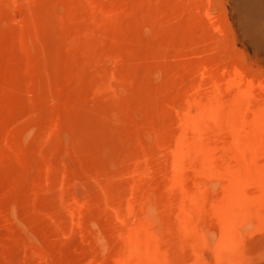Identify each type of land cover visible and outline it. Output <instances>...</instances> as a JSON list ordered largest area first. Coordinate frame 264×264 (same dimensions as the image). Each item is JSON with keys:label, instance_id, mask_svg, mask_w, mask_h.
<instances>
[{"label": "rangeland", "instance_id": "374dc122", "mask_svg": "<svg viewBox=\"0 0 264 264\" xmlns=\"http://www.w3.org/2000/svg\"><path fill=\"white\" fill-rule=\"evenodd\" d=\"M0 54V264H264V0H0ZM122 56L129 84L158 103L153 122L143 111L114 120L89 100L99 79L129 94ZM138 124L157 132L147 159L122 136ZM197 125L200 149L229 167L176 164L168 141L190 147L183 132ZM122 152L135 164L124 172ZM149 198L160 200L153 225Z\"/></svg>", "mask_w": 264, "mask_h": 264}, {"label": "bare ground", "instance_id": "6f19581e", "mask_svg": "<svg viewBox=\"0 0 264 264\" xmlns=\"http://www.w3.org/2000/svg\"><path fill=\"white\" fill-rule=\"evenodd\" d=\"M82 28V27H81ZM121 37V36H120ZM124 37V36H123ZM126 40V39H125ZM128 40V39H127ZM119 41V40H118ZM121 41V40H120ZM123 41V40H122ZM132 39H131V43H130V45L131 44H133L134 45V43H132ZM136 41V40H135ZM134 41V42H135ZM130 41H127L126 42V44H128ZM121 43H119V45H120ZM125 44V43H124ZM135 44H136V42H135ZM132 45V46H133ZM135 46V45H134ZM133 46V47H134ZM121 47V46H120ZM130 48V47H129ZM123 49H124V47H123ZM127 49H128V47H127ZM131 49V48H130ZM126 50V49H125ZM132 50V49H131ZM134 50V49H133ZM115 52V51H114ZM114 52H112V53H114ZM123 52V51H122ZM121 52V53H122ZM125 52V51H124ZM123 52V53H124ZM125 54V53H124ZM1 55V54H0ZM116 55V54H115ZM113 56V55H112ZM4 57V56H3ZM12 57H13V55H12ZM16 57V56H15ZM108 57H110V56H108ZM2 58V57H1ZM117 58H118V56H117ZM123 58H125V57H123L122 56V58H120V63H119V66L122 68H120L121 70H123V73L124 74H121L122 76L124 75V79H125V81L124 82H128V81H130V79H132V75H131V71H130V69L128 68V65H127V60H125V59H128V57H126L125 59H123ZM115 60V59H114ZM129 60V59H128ZM98 61V60H97ZM109 61V60H108ZM117 62V61H116ZM115 62V63H116ZM116 65V64H115ZM118 66V65H117ZM120 69H119V71H120ZM109 70V69H108ZM116 70V69H115ZM92 71V70H91ZM91 71H90V73H91ZM95 72V71H94ZM93 72V73H94ZM116 72V71H115ZM13 73V72H12ZM103 73V72H102ZM109 73H111L110 71H109ZM108 73V74H109ZM118 73V72H117ZM15 74H16V72H15ZM104 74V73H103ZM14 75V74H13ZM91 74H89V76H90ZM99 75V74H98ZM102 75V74H101ZM111 75V74H110ZM120 75V74H119ZM120 75V76H121ZM93 76V75H92ZM103 76V75H102ZM104 76H107V75H104ZM103 76V77H104ZM109 76V75H108ZM121 76V77H122ZM112 78H113V76H111ZM8 78V77H7ZM93 78V77H92ZM105 78V77H104ZM106 78H108V77H106ZM115 78H116V75H115ZM122 78V79H123ZM117 79H119V78H117ZM90 80V79H89ZM93 80H95L94 78H93ZM100 80V83H98V84H100L101 85V80L102 79H99ZM98 80V81H99ZM105 81L103 82V84L100 86V85H98L96 88L97 89H94V92L92 91V92H89V100H90V102H92V101H94V102H97V104L98 103H102V104H105V106L106 107H110V111H108L107 109H106V111L105 112H103V115H106V114H111L112 112H111V108H113V116H115L114 117V120H115V118L118 116V117H122V118H125V119H127L128 121H130L132 118H133V112H138V111H140L141 112V114H142V111H143V115H145V118H146V121L147 120H151V119H156V116L158 115V107H157V105L156 104H158L156 101H151L150 99H147V95L146 96H144L143 94L144 93H141L142 95V97H140V93L138 92L139 91V83L138 84H136V83H130L129 84V82H128V95L126 96V95H118L117 93L116 94H114L112 91H114V90H116L117 88H119V87H117L118 85H114L113 83L111 84V78H110V84L108 83V81H106V79H104ZM138 80L139 79H137L136 80V82H138ZM97 81V80H96ZM95 81V82H96ZM97 81V82H98ZM116 82H117V80H115ZM135 81V80H134ZM91 82V81H90ZM113 82V81H112ZM120 83V82H119ZM91 84V83H90ZM124 85V84H123ZM127 85V84H126ZM100 86V87H99ZM120 86V85H119ZM143 86V85H142ZM94 87V86H93ZM121 88V87H120ZM119 88V89H120ZM141 88V87H140ZM112 90V91H111ZM124 90V89H123ZM27 91V90H26ZM109 91H111L112 93H113V96H111V97H109V96H107V92H108V94H109ZM10 92H11V90H10ZM62 92V91H61ZM140 92H144V86H143V91H140ZM94 93V95L92 96V94ZM119 93H121V92H119ZM17 94V93H16ZM20 94V93H19ZM24 95V94H23ZM76 96V95H75ZM76 98V97H75ZM10 99V98H9ZM168 101V102H167ZM84 102V101H83ZM89 102V103H90ZM6 103V102H5ZM73 103V102H72ZM93 103V102H92ZM165 106L167 107V106H169V100H166L165 102ZM163 103V104H164ZM11 104V103H10ZM20 104V103H19ZM27 104V103H26ZM79 104V103H78ZM96 104V105H97ZM7 105V104H6ZM16 105V104H15ZM80 105V104H79ZM8 106V105H7ZM10 106V105H9ZM18 106V105H17ZM42 106V105H41ZM82 106V105H81ZM103 107L102 109H104V108H106V107ZM82 108H83V106H82ZM115 108V109H114ZM102 109H100L101 111H102ZM10 110V109H9ZM12 110V109H11ZM6 112V111H5ZM85 113H86V111H84ZM88 112H90V111H88ZM4 113V112H3ZM93 113V112H92ZM116 113V114H115ZM67 114V113H66ZM88 114V113H87ZM108 114V115H109ZM138 114L140 115V113L138 112ZM4 115V114H3ZM82 115H83V113H82ZM92 115H95V113L94 114H92ZM98 115H102V113L100 114H98ZM136 115H137V113H136ZM139 115H138V117H139ZM160 115V114H159ZM6 116V115H5ZM70 116V115H69ZM96 116H97V114H96ZM142 116V115H141ZM4 117V116H3ZM66 117V116H65ZM98 117V116H97ZM104 117V116H103ZM162 117V116H161ZM207 118V120L210 122V123H208L207 125H208V128H207V131H210V130H212V132H214V131H216L217 132V123H218V118H217V115H215L214 113H212V112H209L208 113V115L206 116ZM78 118V117H77ZM82 118V117H81ZM92 118V117H91ZM109 118V117H108ZM107 118V119H108ZM142 118H143V116H142ZM165 118V117H164ZM168 118H169V116H168ZM88 119H90V118H88ZM110 119V118H109ZM108 119V120H109ZM171 119V118H170ZM204 119V118H203ZM69 120H70V118H69ZM80 120H82V119H80ZM104 120V119H103ZM111 120V119H110ZM109 120V121H110ZM134 120V119H133ZM164 120V119H163ZM168 120V122H169V119H167ZM211 120V121H210ZM1 121V120H0ZM86 121H87V119H86ZM85 121V122H86ZM105 121V120H104ZM109 121H108V123H109ZM122 121V120H121ZM135 121V120H134ZM140 121V120H139ZM146 121H145V123H146ZM165 121V120H164ZM7 122V121H6ZM70 122V121H69ZM80 122V121H79ZM95 122V121H94ZM115 121H113V124H116V123H114ZM117 122V121H116ZM150 122V121H149ZM151 122H153L152 120H151ZM151 122L149 123V124H151ZM161 122V121H160ZM167 122V123H168ZM186 122V124L188 123V121L187 120H184L183 121V123H185ZM3 123V122H2ZM87 123V122H86ZM89 123H91V122H89ZM111 123V122H110ZM110 123H109V125L108 126H110ZM123 123H125L124 122V120H123V122H122V124ZM130 123H131V121H130ZM140 124H141V122H139ZM163 123V122H162ZM79 124V123H78ZM159 124V123H158ZM173 124L175 125V124H177V122L176 123H174L173 122ZM189 124H190V122L188 123V126H189ZM84 125V124H83ZM82 125V126H83ZM93 125H95V124H93ZM99 124H97V125H95V126H98ZM105 125V124H104ZM103 124H102V126H104ZM124 125V124H123ZM130 125V124H129ZM135 125V124H134ZM143 125V124H142ZM139 126V124H138V126H137V128L134 130V131H132V132H129V133H124L122 136H128V137H131V138H134V140L133 141H136V143H137V145H135L134 146V154H135V157H137V159H138V156H139V158H140V156H144V158H146L147 159V154L148 153H151L150 152V150H149V152L147 153L146 152V149H151L152 147H150L151 145H149V139H150V137H153L154 138V136H156V133L157 132H155V130H154V128L152 129V128H149V129H147V128H145V127H143V126ZM153 125V124H152ZM166 125H168V124H166ZM173 125V126H174ZM205 125V124H204ZM95 126H94V128H95ZM107 126V125H106ZM105 126V137L106 138H108V137H113V134H115V135H117L116 134V131H118L117 129H115L116 131H114V129L112 130L110 127H106ZM112 126V125H111ZM116 126V125H115ZM147 126H148V124H147ZM177 126H178V124H177ZM84 127V126H83ZM114 126H112V128H113ZM118 127V126H117ZM150 127H151V125H150ZM160 127H163V126H161L160 125ZM181 127H183V125L181 126ZM194 128H189L188 127V130H187V132H183V134L186 136L187 134H189L190 136H192L193 138H192V140H193V145H190V147H187V146H184L183 145V143L181 142V140L180 139H178L177 137L176 138H174L173 140H169L168 141V143L170 142V141H172V143H171V154H173V157L175 158V157H180L178 160H177V162H176V164L178 165V166H182V167H187V168H189L190 166H192V167H194L193 165L194 164H196V166H195V168L193 169V170H195L196 169V167L198 166V168L199 167H203L202 169H204L205 171H206V168H208L209 167V169H210V171L212 170V169H214V168H220V167H222V168H224V167H229L230 165H228L229 164V162L226 164L225 162H220V159L219 158H216L215 156H211V154H210V156L208 155L207 156V154H205L206 152H204L202 149H200V147H201V145L202 144H204L203 142H202V140H201V142H202V144L200 143V136H202V135H204L205 133H203V132H201V128H199L198 127V125L197 126H193ZM86 128V127H85ZM93 128V127H92ZM91 128V129H92ZM122 128H124V127H122ZM130 128V127H129ZM166 128L168 129V126H166ZM51 129V128H50ZM133 129V128H132ZM157 129V128H156ZM182 129V128H181ZM219 129V128H218ZM86 130H88V129H86ZM97 130V129H96ZM102 130V129H101ZM121 129H119V131H120ZM214 130V131H213ZM226 130V129H225ZM6 131V130H5ZM43 131V130H42ZM45 131H47V130H45ZM82 131V130H81ZM84 131V130H83ZM90 131V129L88 130V132ZM98 131H99V127H98ZM158 131V130H157ZM161 131H165V129H163V130H161ZM168 131H170L169 129H168ZM177 131V130H176ZM49 132V131H48ZM93 132V131H92ZM96 132V131H95ZM115 132V133H114ZM122 132V131H121ZM171 132V131H170ZM229 132V131H228ZM81 133H83V132H81ZM86 133H87V131H86ZM99 133V132H98ZM172 133H174L175 134V131H173L172 130ZM203 133V134H202ZM223 134V132H220V134ZM230 133V132H229ZM95 134V133H94ZM99 134H101V131H100V133ZM103 134H101V136H102V138H104V136H103ZM182 134V135H183ZM216 134H218V133H216ZM221 134V135H222ZM226 134H228L227 133V131H226ZM47 135H48V133H47ZM89 135H90V133H89ZM112 135V136H111ZM166 135V134H165ZM178 135V134H177ZM220 135V136H221ZM2 136V135H1ZM88 136V135H87ZM119 136V135H118ZM167 136V135H166ZM211 136V135H210ZM219 135H217V137H218ZM48 137V136H47ZM91 137V136H90ZM162 137V136H161ZM200 137V138H199ZM222 137H223V135H222ZM226 137V136H225ZM224 137V138H225ZM94 138H97V140H99V137H98V134H97V136L96 137H94ZM121 137L119 136L118 137V140L120 139ZM230 138H231V136H230ZM8 139V138H7ZM113 139H115V136L113 137ZM123 139L125 140L126 138H124L123 137ZM186 139V138H185ZM96 140V141H97ZM106 140V139H105ZM122 140V139H121ZM154 140V139H153ZM94 141V140H93ZM100 141L101 140H99V143H100ZM103 141H104V139H103ZM102 141V142H103ZM113 141V140H112ZM127 141H128V143H129V140L127 139ZM156 141V140H155ZM183 141V140H182ZM212 141V140H211ZM98 142V141H97ZM108 142H110V140L108 141ZM108 142H107V144H108ZM119 142H122V141H119ZM149 142V143H148ZM186 142H187V139H186ZM114 143V142H113ZM124 143V142H123ZM135 143V144H136ZM168 143H167V145H168ZM190 143H192V141H190ZM199 143L201 144V145H199ZM115 144V143H114ZM117 144V143H116ZM127 144V142H125V145ZM130 144V143H129ZM151 144V143H150ZM162 144V143H161ZM188 144V143H187ZM227 144V143H226ZM108 145H111V144H108ZM131 145V144H130ZM204 145H206V144H204ZM117 147H121V146H123L122 148L124 149V144H120L119 143V146H118V144L116 145ZM127 146H128V144H127ZM152 146H153V144H152ZM131 147V146H130ZM150 147V148H149ZM167 147V146H166ZM169 147V146H168ZM206 147V146H205ZM67 148V147H66ZM107 148V147H106ZM110 148H114V147H110ZM156 148V147H155ZM160 148V147H159ZM163 148V147H162ZM209 148V147H208ZM1 149H2V147H1ZM5 149V148H4ZM88 149H89V147H88ZM120 149V148H119ZM122 149V150H123ZM130 149H132V148H130ZM154 149V148H153ZM170 149V148H169ZM205 149V148H204ZM224 149V148H223ZM235 149H237V148H235ZM71 150V149H70ZM99 150V149H98ZM121 150V149H120ZM125 150V149H124ZM133 150V149H132ZM206 150H207V147H206ZM232 150H234V149H232L231 148V152H232ZM41 151V150H40ZM44 151V150H43ZM103 151V150H102ZM108 151V150H107ZM111 151H112V149H111ZM126 152L128 151V150H125ZM153 151V150H152ZM0 152H2V155H3V159L2 158H0V161L2 160L3 162L5 161L4 159L6 158L7 159V157L8 156H4V154H3V151H0ZM42 152V151H41ZM104 152V151H103ZM115 152V151H114ZM212 152H214V151H212ZM211 151H210V153H212ZM223 152V151H222ZM239 152V151H238ZM5 153V152H4ZM88 153V152H87ZM99 153V152H98ZM102 153V152H101ZM109 153V152H108ZM118 153H121V152H118ZM124 152H122V154H123ZM130 154H128V156H131L133 153H132V151L131 152H129ZM147 153V154H146ZM221 153V152H220ZM234 153L236 154L237 152H235V150H234ZM233 153V154H234ZM39 154V153H38ZM111 154H113V153H110V155ZM116 154H117V152H116ZM121 154V155H122ZM208 154H209V152H208ZM214 154V153H213ZM2 155H0V156H2ZM30 155V154H29ZM119 156H117V159L119 158L120 159V154H118ZM152 155V154H151ZM227 155V154H226ZM228 155H229V153H228ZM230 155H232V153L230 154ZM229 155V156H230ZM237 155V154H236ZM38 156V155H37ZM81 156V155H80ZM115 156V155H114ZM126 156H127V154H126ZM125 156V153H124V156L123 157H121V158H125L126 157ZM127 156V157H128ZM217 156V155H216ZM5 157V158H4ZM102 157V156H101ZM126 157V158H127ZM133 158H134V155L132 156ZM131 157V158H132ZM160 157V156H159ZM220 157H222V156H220ZM228 157V156H227ZM50 158V157H49ZM97 158H99V157H97ZM115 158H116V156H115ZM126 158H125V160H123V162H122V160H119L118 159V162L119 161H121L122 163H124V162H126L127 164L128 163H131V164H133V165H135L134 163H132L133 161H131L130 162V158L128 157V162L126 161ZM148 158H150L149 156H148ZM172 158V157H171ZM183 158H188L186 161H184L183 160ZM224 158V157H223ZM229 158V157H228ZM234 158V157H233ZM240 158V157H239ZM104 159V158H103ZM102 159V160H103ZM219 159V160H218ZM235 159V158H234ZM97 160H99V159H97ZM102 160L100 161V162H102ZM109 160V159H108ZM111 160V159H110ZM109 160V161H110ZM114 160V159H113ZM136 160V159H135ZM158 160V159H157ZM160 160V159H159ZM231 160V159H230ZM229 160V161H230ZM237 160H238V158H237ZM236 160V161H237ZM104 161V160H103ZM105 161H107L106 159H105ZM115 161V160H114ZM145 161V160H144ZM222 161V160H221ZM232 161V160H231ZM235 160L233 161V162H236ZM117 162V160H116V164H119V163H121V162H119L118 163ZM135 163H136V161H134ZM161 162H162V160H161ZM173 162V161H172ZM238 162L239 161H237L236 163L238 164ZM103 163V162H102ZM101 163V164H102ZM109 162L107 161V163L105 162V164H108ZM104 164V163H103ZM130 164V165H131ZM148 164V163H147ZM172 164V163H171ZM176 164H175V166H176ZM240 164V163H239ZM40 165V164H39ZM120 165V164H119ZM119 165H116V166H119ZM130 165L128 164V165H125L124 164V166H126V167H124L125 169L122 171V172H124L125 170H126V168L128 169V167L130 168ZM132 165V166H133ZM172 165H174V164H172ZM247 165V164H246ZM3 166V165H2ZM7 166V164L5 165V167ZM136 166H138V164H136ZM148 166V165H147ZM103 167H106V166H103ZM139 167V166H138ZM159 167V166H158ZM172 167V166H171ZM178 168L179 170H177V171H179V173H180V170L182 169V168ZM204 167H206V168H204ZM238 167H240V165H238ZM240 168H242V167H240ZM239 168V169H240ZM10 169V168H9ZM107 170H108V168H106ZM117 169V168H116ZM186 169V168H185ZM201 169V170H202ZM233 168H232V166H231V170H232ZM247 169V168H246ZM144 170V169H143ZM150 170V169H149ZM197 170V169H196ZM230 170V169H229ZM14 171V170H13ZM98 171V170H97ZM129 171V170H128ZM127 171V172H128ZM141 171V170H140ZM186 171V170H185ZM205 171H202V174H204V172ZM234 171V170H233ZM247 171V170H246ZM9 172V171H8ZM62 172V171H61ZM108 172V171H107ZM193 173L192 174H194V171H192ZM200 172V171H199ZM208 172H209V170H208ZM207 172V173H208ZM214 172V171H213ZM224 172V171H223ZM15 173H17V171L15 172ZM50 173V172H49ZM111 173V172H110ZM109 173V174H110ZM133 173V172H132ZM153 173V172H152ZM183 173V172H182ZM182 173H180V174H182ZM225 173H226V171H225ZM228 173V172H227ZM163 174V173H162ZM176 174H177V172H176ZM191 174V173H190ZM190 174H189V176H190ZM192 174H191V176H192ZM8 175V174H7ZM77 175V174H76ZM106 175V174H105ZM150 175V174H149ZM208 176L209 174H204V176ZM213 175H214V173H213ZM172 176V175H171ZM170 176V177H171ZM194 176V175H193ZM205 176V178H207ZM212 176V175H211ZM210 176V177H211ZM127 177V176H126ZM137 177V176H136ZM177 177H179V175L177 176ZM186 177H187V174H186ZM195 177H196V175L194 176V178L193 177H189V178H193L194 179V181H195ZM184 178V177H183ZM188 178V177H187ZM188 178V179H189ZM197 178V177H196ZM203 178V177H202ZM209 178V177H208ZM213 178H214V176H213ZM221 178V177H220ZM226 178H227V176H226ZM229 178V177H228ZM179 179V178H178ZM180 179H182V178H180ZM185 179L186 178H184V182H185ZM192 179V180H193ZM163 180H165V179H163ZM177 180V179H176ZM201 180V179H200ZM219 180V179H218ZM225 180V179H224ZM106 181V180H105ZM179 181V180H178ZM182 181V180H181ZM197 181V180H196ZM210 181V180H209ZM226 181V180H225ZM227 181H229V180H227ZM227 181H226V183H227ZM48 182H49V180H48ZM164 182V181H163ZM183 182V183H184ZM212 182V181H211ZM198 183H200V182H198ZM219 183V182H218ZM62 184V183H61ZM178 184H179V182H178ZM177 184V185H178ZM225 184V183H224ZM68 185V184H67ZM129 184H127V186H128ZM156 185H158V184H156ZM125 186H126V184H125ZM129 186H131V185H129ZM150 186V185H149ZM165 185H164V183H161V185H160V187L164 190V187ZM179 186H180V184H179ZM179 186H178V188H179ZM184 186V185H183ZM182 186V187H183ZM119 187V186H118ZM194 187H195V185H194ZM197 187V186H196ZM203 187V186H202ZM241 187V186H240ZM49 188V187H48ZM119 188H121V187H119ZM128 188V187H127ZM177 188V187H176ZM224 188V187H223ZM55 189V188H54ZM118 189V188H117ZM124 189V188H123ZM160 189V188H159ZM182 189V188H181ZM186 189V188H185ZM184 189V190H185ZM194 189V188H193ZM196 189V188H195ZM194 189V190H195ZM225 189V188H224ZM223 189V190H224ZM243 189V188H242ZM56 190V189H55ZM61 190V189H60ZM190 190V189H189ZM197 190V189H196ZM196 190H195V192H196ZM203 190V189H202ZM206 190H208V189H206ZM214 190V189H213ZM222 190V191H223ZM126 191V190H125ZM121 192H123V191H121ZM207 192V191H206ZM118 193V192H117ZM187 193V192H186ZM185 192H184V194H186ZM190 193H191V190H190ZM189 193V194H190ZM211 193V192H210ZM180 194V193H179ZM194 194V193H193ZM196 194V193H195ZM198 194V193H197ZM221 194V193H220ZM234 194V193H233ZM177 195V194H176ZM181 195V194H180ZM187 195V194H186ZM147 195H145V197H146ZM148 196H150V195H148ZM147 196V197H148ZM153 196V195H152ZM199 196V195H198ZM200 196H201V194H200ZM210 196H211V194H210ZM209 196V197H210ZM221 196H223V195H221ZM221 196H219V197H221ZM89 197V196H88ZM151 197V196H150ZM186 197H188V196H186ZM212 197V196H211ZM213 197H214V194H213ZM216 197H218V196H216ZM216 198V201L218 200V202L220 201L219 199L220 198ZM225 197V196H224ZM107 198H108V196H107ZM110 198V197H109ZM136 198V197H135ZM162 198V197H161ZM181 198V197H180ZM179 198V199H180ZM185 198V197H184ZM189 198V197H188ZM223 198V197H222ZM236 198V197H235ZM104 199V198H103ZM150 199V198H149ZM187 199V198H186ZM190 199V198H189ZM200 199V198H199ZM209 199V198H208ZM211 199V198H210ZM213 199V198H212ZM223 199H225V198H223ZM248 199V198H247ZM136 200V199H135ZM147 200V199H146ZM145 200V204H146V214L145 215H147V217H148V220H149V222L153 225V224H155V222H156V219H157V217H156V214L157 213H159V204H160V200H158V199H156L155 201L151 198L148 202ZM207 200V199H206ZM213 200H215V199H213ZM222 200V199H221ZM175 201V200H174ZM185 201V200H184ZM147 202V203H146ZM157 202L159 203V204H157ZM173 202V201H172ZM193 202V201H192ZM208 202V201H207ZM209 202H211V201H209ZM208 202V203H209ZM218 202H217V205H218ZM222 202V201H221ZM135 203V202H134ZM144 203V202H143ZM142 203V204H143ZM190 203V202H189ZM236 203V202H235ZM179 204V203H178ZM193 204V203H192ZM196 204V203H195ZM213 204H216V203H214L213 202ZM223 204V203H222ZM225 204V203H224ZM223 204V205H224ZM185 205H186V203H185ZM184 205V206H185ZM209 205V204H208ZM222 205V206H223ZM157 206H158V208H157ZM175 206H177L176 204H175ZM196 206V205H195ZM220 206V205H219ZM183 207V206H182ZM186 207V206H185ZM188 207V206H187ZM190 207V206H189ZM221 207V206H220ZM247 207V206H246ZM174 208H176V207H174ZM192 208V207H191ZM195 208V207H194ZM72 209V208H71ZM170 209V208H169ZM180 209H181V205H180ZM196 209V208H195ZM195 209H194V211H195ZM204 209H205V207H204ZM207 209V208H206ZM205 209V210H206ZM178 210V209H177ZM192 210V209H191ZM213 210V209H212ZM223 210V209H222ZM245 210V209H244ZM143 211V210H142ZM169 211V213H170V211L171 210H168ZM181 211V210H180ZM180 211H179V213H180ZM232 211V210H231ZM193 211H191V213H192ZM200 213H201V211H199ZM205 212V211H204ZM233 212H234V210H233ZM237 212V211H236ZM244 212V211H243ZM172 213V212H171ZM178 213V212H177ZM181 213H183V211H181ZM203 213V212H202ZM201 213V214H202ZM248 213V212H247ZM197 214V213H196ZM227 214V213H226ZM168 215V214H167ZM178 215V214H177ZM231 215V214H230ZM233 215H235V214H233ZM236 215H237V213H236ZM158 216V215H157ZM169 216H171V214H169ZM198 216V215H197ZM147 217H145L144 216V218H146L147 219ZM161 217V216H160ZM172 217H173V215H172ZM171 217V218H172ZM228 217V216H227ZM182 218V217H181ZM204 218V217H203ZM231 218V217H230ZM249 218V217H248ZM167 219V218H166ZM176 219V218H175ZM196 219V218H195ZM194 219V220H195ZM198 219H200V218H198ZM232 219H234L233 217H232ZM170 220V219H169ZM173 221H174V219H172ZM190 220V219H189ZM194 220H193V222H194ZM247 220V219H246ZM200 221V220H199ZM229 221V220H228ZM244 221V220H243ZM243 221H242V223H243ZM147 222V221H146ZM161 222V221H160ZM165 222H167V221H165ZM165 222H162V223H165ZM197 222H198V220H197ZM171 223V222H170ZM184 223H186V222H184ZM188 223V222H187ZM202 223V222H201ZM225 223V222H224ZM157 224V223H156ZM165 224H167V223H165ZM177 224H179V223H177ZM189 224V223H188ZM195 224V223H194ZM213 224V223H212ZM171 226H172V223L170 224ZM150 226V225H149ZM148 226V227H149ZM184 226V225H183ZM182 226V227H183ZM186 226V225H185ZM237 226H238V224H237ZM166 227V226H165ZM170 227V226H169ZM175 227H177V225L175 226ZM174 227V228H175ZM178 227H181V226H178ZM181 227V228H182ZM186 227H188V226H186ZM194 227V226H193ZM214 227V226H213ZM232 227H234V225L232 226ZM171 228V227H170ZM181 228H180V230H181ZM184 228V227H183ZM200 228H202V227H200ZM150 229H152V228H150ZM166 229V228H165ZM164 229V230H165ZM179 229V228H178ZM193 229L194 228H192V231H193ZM212 229V228H211ZM214 229V228H213ZM218 229H219V227H218ZM222 229V228H221ZM232 228H230V230H231ZM236 229V226H235V228H234V230ZM156 230V229H155ZM177 230V229H176ZM197 230H199V229H197ZM201 230V229H200ZM238 229H236L235 231H237ZM83 231V230H82ZM150 231V230H149ZM171 231V230H170ZM155 232V231H154ZM168 232H169V230H168ZM183 231H181V233H182ZM185 232H188V230H186ZM190 232H191V230H190ZM194 232V231H193ZM197 233H199L200 231H196ZM200 235H201V233H199ZM235 234V233H234ZM237 234V233H236ZM179 235V234H178ZM188 235V234H187ZM186 235V236H187ZM189 235H190V233H189ZM188 235V236H189ZM197 235V234H196ZM198 236V235H197ZM236 236V235H235ZM162 237V236H161ZM180 237H182L181 235H180ZM185 236H183V238H184ZM201 237V236H200ZM227 237H229V236H227ZM238 237V236H237ZM236 237V238H237ZM240 237V236H239ZM185 238H187V237H185ZM189 238V237H188ZM199 238V237H198ZM179 239V238H178ZM232 239H233V237H232ZM154 240V239H153ZM184 239H182V241H183ZM188 239H186V241H187ZM191 240V239H190ZM202 240V239H201ZM237 240H238V238H237ZM236 240V241H237ZM198 241H200V240H198ZM193 242V241H192ZM192 242H191V244H192ZM194 242H196L197 243V241H194ZM188 243H190L189 241H188ZM201 243V242H200ZM235 243V242H234ZM195 247V246H194ZM185 248V247H184ZM196 248H197V246H196ZM193 249V248H192ZM189 253V252H188ZM197 255V254H196ZM158 257V256H157ZM194 258V257H193ZM195 258H196V256H195ZM194 258V259H195ZM197 260V259H196ZM218 260H220V259H218ZM188 261V260H187ZM194 262V261H193ZM218 262V261H217ZM219 263V262H218ZM190 264H192V263H190ZM225 264V263H224Z\"/></svg>", "mask_w": 264, "mask_h": 264}]
</instances>
